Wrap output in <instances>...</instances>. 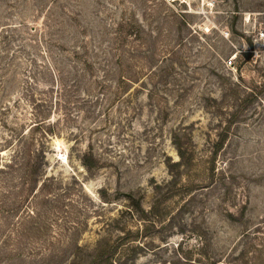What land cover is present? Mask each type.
<instances>
[{
    "label": "rangeland",
    "instance_id": "374dc122",
    "mask_svg": "<svg viewBox=\"0 0 264 264\" xmlns=\"http://www.w3.org/2000/svg\"><path fill=\"white\" fill-rule=\"evenodd\" d=\"M260 14L0 0V264H264Z\"/></svg>",
    "mask_w": 264,
    "mask_h": 264
},
{
    "label": "built area",
    "instance_id": "2783aa9c",
    "mask_svg": "<svg viewBox=\"0 0 264 264\" xmlns=\"http://www.w3.org/2000/svg\"><path fill=\"white\" fill-rule=\"evenodd\" d=\"M256 24L254 29L250 32L251 39L254 44V48L250 50V53L253 54L252 59L257 60L259 58V54L264 53V14L259 16L256 19ZM237 58V54L232 56L226 62L228 67H233L235 65V60Z\"/></svg>",
    "mask_w": 264,
    "mask_h": 264
},
{
    "label": "trees",
    "instance_id": "16d2710c",
    "mask_svg": "<svg viewBox=\"0 0 264 264\" xmlns=\"http://www.w3.org/2000/svg\"><path fill=\"white\" fill-rule=\"evenodd\" d=\"M179 154H180V157L182 158L183 157V153L180 151Z\"/></svg>",
    "mask_w": 264,
    "mask_h": 264
}]
</instances>
